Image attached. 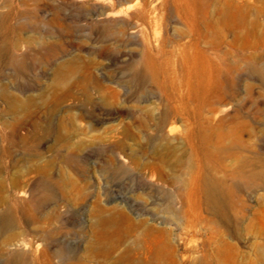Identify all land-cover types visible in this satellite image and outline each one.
I'll return each mask as SVG.
<instances>
[{
	"label": "rangeland",
	"instance_id": "obj_1",
	"mask_svg": "<svg viewBox=\"0 0 264 264\" xmlns=\"http://www.w3.org/2000/svg\"><path fill=\"white\" fill-rule=\"evenodd\" d=\"M237 1L189 99L123 0H0V264H264V0Z\"/></svg>",
	"mask_w": 264,
	"mask_h": 264
},
{
	"label": "bare ground",
	"instance_id": "obj_2",
	"mask_svg": "<svg viewBox=\"0 0 264 264\" xmlns=\"http://www.w3.org/2000/svg\"><path fill=\"white\" fill-rule=\"evenodd\" d=\"M132 1L123 0L128 5L125 7L131 33L142 35L147 48L146 64L157 71L158 85L175 88L189 99L195 90H205L212 82L213 71L223 70L229 54L223 50L221 42L213 43L208 37L214 33L222 39L225 30L235 32L241 4L229 0V11H221L214 20L208 0H134V4ZM111 12H106L108 17ZM228 14L229 20L225 19ZM157 19L165 21L164 31L155 28ZM177 31L178 39L175 38ZM234 37H237L236 32ZM166 124L164 119L160 127Z\"/></svg>",
	"mask_w": 264,
	"mask_h": 264
}]
</instances>
